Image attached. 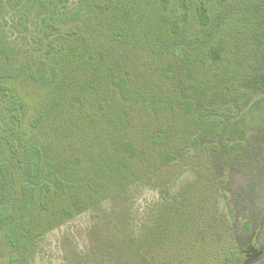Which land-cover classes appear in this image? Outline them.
I'll use <instances>...</instances> for the list:
<instances>
[{
    "label": "rangeland",
    "instance_id": "obj_1",
    "mask_svg": "<svg viewBox=\"0 0 264 264\" xmlns=\"http://www.w3.org/2000/svg\"><path fill=\"white\" fill-rule=\"evenodd\" d=\"M0 264H264V0H0Z\"/></svg>",
    "mask_w": 264,
    "mask_h": 264
},
{
    "label": "trees",
    "instance_id": "obj_2",
    "mask_svg": "<svg viewBox=\"0 0 264 264\" xmlns=\"http://www.w3.org/2000/svg\"><path fill=\"white\" fill-rule=\"evenodd\" d=\"M6 233H7V232H6ZM6 233H5V234H6ZM6 235H7V234H6Z\"/></svg>",
    "mask_w": 264,
    "mask_h": 264
}]
</instances>
